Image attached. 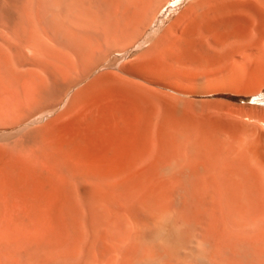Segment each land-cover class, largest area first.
<instances>
[{
    "label": "bare ground",
    "instance_id": "bare-ground-1",
    "mask_svg": "<svg viewBox=\"0 0 264 264\" xmlns=\"http://www.w3.org/2000/svg\"><path fill=\"white\" fill-rule=\"evenodd\" d=\"M168 1L0 0V12L11 14L0 17V27L52 30L63 47L49 56L37 50L31 59L0 54V123L34 113L52 82L67 81L71 71L77 78L67 90L100 66L116 70L113 79L127 89L147 88L152 60L188 48L183 28L189 22L233 14L247 18L251 36L264 40V0H202L190 7L183 26L165 31L134 60L118 63L114 52L137 46ZM18 34L0 37L11 46ZM100 78L97 86L106 80ZM79 96L66 111L79 108ZM152 103L135 107L138 122L117 119L121 114L116 117L118 109L111 107L117 112L107 111L109 118L106 109L96 111L103 118L79 119L75 133L43 144V264H264V126L186 119L180 109Z\"/></svg>",
    "mask_w": 264,
    "mask_h": 264
},
{
    "label": "rangeland",
    "instance_id": "rangeland-1",
    "mask_svg": "<svg viewBox=\"0 0 264 264\" xmlns=\"http://www.w3.org/2000/svg\"><path fill=\"white\" fill-rule=\"evenodd\" d=\"M201 1L169 0L155 13L150 24L146 26L145 35H143L137 46L131 47L126 52H114V55L118 58V63L124 64L134 60L148 48L152 43L151 41L156 40L165 31L183 26L185 18L190 14V7ZM0 15L1 18L11 16L6 12H0ZM246 19L231 14L227 16L217 15L216 18L204 23H187L185 29L183 28V34L185 39L190 38V41L185 40L188 48L182 46L181 52L183 55L180 53V48L174 51L173 54L161 57L162 60L159 58L152 60V65L150 63L147 67L149 70L146 69L145 71V77L152 81V84L147 83V88L144 86L145 83L144 87L140 88L141 90L127 89V87L122 86L113 79L116 70L100 66L83 79L84 81L82 80L67 90V86L69 87L70 83L77 78V74L71 71L67 81L56 79L55 82H52L53 86H51L50 91L53 93H49L47 98L40 103V107L31 110L34 113L27 112L24 117L14 122L11 120L1 122L0 264H25L24 262L26 264H43V144L47 140L58 139L62 134L72 135L76 132L73 125L82 119L92 120L99 117V115L103 118L102 113L99 112V115H96L98 114L96 111L102 110L103 112L106 109L104 113L109 118V115H111L109 112H117L112 109L116 107L118 109L116 117L121 114L117 119L133 123V120L134 122L139 120V118H136L137 114L135 112L138 103H149L148 105H150L153 102L152 105L155 103L156 107L166 111H168L167 109L170 112L180 109L182 116L186 119L219 122L232 118L247 124L258 123L256 126H264V119H262L264 118V102L254 101V98L264 100V40H258L251 36L253 33L247 27ZM41 29L43 34L39 31ZM20 31L23 33L26 31V35ZM19 32L20 34H18ZM53 32L44 28L32 29L28 26L20 30L1 26L0 35L4 33L10 36L17 33L19 39H13L12 42L15 41V43L10 46L11 40L7 43L5 39L6 42H3L4 39L0 37V54L8 57L19 54L24 58L29 57L28 59H31L33 56L40 54L43 48L48 52V56L50 52L55 54L53 50L56 48V52H58V45L59 50H63V47L58 43L60 39L57 36H52ZM24 36H28V40ZM49 43L54 44L53 49L50 47L51 44L47 46ZM31 47L33 48L31 49ZM49 48L52 51H49ZM37 50H40L38 54ZM50 56L52 55L50 54ZM170 56L171 61L167 59ZM156 60L163 62H156ZM147 70L148 73L153 70L154 74H147ZM104 72L106 74L103 75ZM100 76H103V78L105 76L106 80L102 81V79L101 84L97 86L99 82L97 84L95 82L101 79ZM148 89L152 92L149 93ZM62 92L65 93L63 100L51 110V106L55 104L54 102H57L64 94ZM74 94L80 95L77 105L79 104L81 108L79 106L80 110H77L79 108L76 106L77 109H72L71 112L66 111L67 102ZM255 94L258 95L253 98ZM130 100L136 102L131 104ZM6 101L8 103L7 99ZM97 108L98 110H95ZM108 108L109 110H107ZM131 108H133L135 114L129 111ZM81 109L85 111L81 112ZM246 111L248 115L250 112L251 116L248 117L247 115L249 119L245 115ZM257 111L262 113H259L261 116L258 115ZM252 113L255 117L257 115L258 117L254 119ZM105 115H103L104 118ZM112 117L116 118L113 115ZM26 119L28 120L26 121ZM252 120L254 123H252ZM35 257L37 258L35 259ZM13 260L15 261L13 262Z\"/></svg>",
    "mask_w": 264,
    "mask_h": 264
}]
</instances>
